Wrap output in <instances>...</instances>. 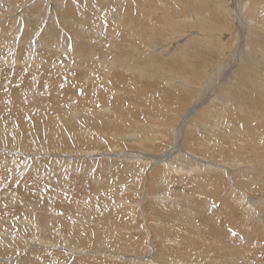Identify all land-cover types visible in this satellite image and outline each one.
Returning a JSON list of instances; mask_svg holds the SVG:
<instances>
[{
	"label": "rangeland",
	"instance_id": "374dc122",
	"mask_svg": "<svg viewBox=\"0 0 264 264\" xmlns=\"http://www.w3.org/2000/svg\"><path fill=\"white\" fill-rule=\"evenodd\" d=\"M125 6L0 0V264H264V0Z\"/></svg>",
	"mask_w": 264,
	"mask_h": 264
},
{
	"label": "bare ground",
	"instance_id": "6f19581e",
	"mask_svg": "<svg viewBox=\"0 0 264 264\" xmlns=\"http://www.w3.org/2000/svg\"><path fill=\"white\" fill-rule=\"evenodd\" d=\"M80 1H82V0H80ZM90 1V0H89ZM128 1V0H127ZM126 0H117V2L119 3V8L118 9H116V10H114V11H116V12H118L119 13V15H121L122 14V12H124L125 14L127 13L128 15H130V17H131V20H132V22L130 23V29H128V32L129 33H132V35L131 36H133L135 33H139V35H138V40H146V39H148V38H151L154 34H155V32H152V31H147L146 29H144L143 27L142 28H140V27H137V26H139L137 23H136V25L137 26H135L134 27V22L133 21H136L135 20V17H137V15H134L133 13H131V12H126V6L125 7H122V4H124L125 2H127ZM160 1V0H159ZM177 1V0H176ZM197 1V0H196ZM43 2V1H42ZM41 2V3H42ZM143 2V1H142ZM223 2V1H222ZM61 3V2H60ZM63 3V2H62ZM139 3V2H138ZM163 3V2H162ZM220 3V2H219ZM62 5V4H61ZM64 5V4H63ZM145 5H147V4H145ZM150 5V4H149ZM166 5V4H165ZM168 5V4H167ZM166 5V6H167ZM47 6V5H46ZM59 6V5H58ZM65 6V5H64ZM111 7V6H110ZM152 7V6H151ZM164 7V6H163ZM113 8V7H112ZM59 9V8H58ZM107 9V8H106ZM165 9V8H164ZM233 9V8H232ZM149 12V11H148ZM206 12V11H205ZM64 13V12H63ZM153 13H154V11H153ZM156 13V12H155ZM115 14V13H114ZM237 14V13H236ZM54 15V14H53ZM53 15H51V16H53ZM57 15H58V13H57ZM65 15V14H64ZM174 15V14H173ZM235 15V14H234ZM56 16V15H55ZM62 16V15H61ZM60 17V16H59ZM64 17V16H63ZM117 17V16H116ZM203 17V16H202ZM58 18V17H57ZM71 18V17H70ZM119 18H120V16H119ZM200 19H201V17H199ZM238 18V17H237ZM53 19H54V16L52 17V21H53ZM59 20V19H58ZM165 20V19H164ZM203 20V19H202ZM44 21V19L43 18H41V20L40 21H38V24H40V23H42ZM51 21V22H52ZM62 21V20H61ZM186 24V23H185ZM203 22L202 21H200V24H198V25H200L202 28H203ZM178 24H176L175 22H174V24H173V27L175 26H177ZM192 25L193 26H195L196 25V23L195 22H193L192 21ZM192 25H189V26H192ZM55 26H57L56 24H55ZM192 26V27H193ZM178 27V26H177ZM223 27V26H222ZM3 28H6L5 26H3ZM181 28V27H180ZM220 28V27H219ZM176 29V28H175ZM190 29V28H189ZM161 30V29H160ZM157 31V30H156ZM179 31V30H178ZM49 32V31H48ZM57 32V31H56ZM164 32V31H163ZM158 33V32H157ZM50 34V33H49ZM200 36V35H199ZM56 38V37H55ZM54 38V39H55ZM137 38V37H136ZM43 39V38H42ZM53 39V38H52ZM44 40V39H43ZM122 40V39H121ZM58 41V40H57ZM151 41V40H150ZM189 41L190 42H196V41H194V38H189ZM208 41V40H207ZM45 42V41H44ZM50 42V41H49ZM42 43V42H41ZM56 43V42H55ZM200 43V42H199ZM210 43V42H209ZM30 44V43H29ZM49 44H51V43H49ZM58 44L59 43H56L55 45H57L58 46ZM197 44V43H196ZM41 45H44V43L43 44H41ZM55 45H53V46H55ZM132 47H133V44L131 43L130 44ZM248 45V44H247ZM38 46H40V45H38ZM52 46V45H51ZM74 46V45H73ZM170 46V45H169ZM48 47V46H47ZM76 47V46H75ZM249 47V46H248ZM183 48V46L182 47H179V49H182ZM188 48V47H187ZM34 49V48H33ZM140 49V48H139ZM32 51H34V50H32ZM260 51V50H259ZM252 52V51H251ZM35 53V52H34ZM75 55V54H74ZM253 56V55H252ZM133 57H135V55L133 54ZM251 59V58H250ZM102 62L105 64V63H107V61L106 60H102ZM243 63V62H242ZM127 64V63H126ZM182 64V63H181ZM244 64V63H243ZM243 64H242V66H243ZM125 66V65H124ZM159 66V65H158ZM157 66V67H158ZM108 69H110L111 67H107ZM158 68H160V67H158ZM146 69L147 68H145V69H143V70H141L142 72H145L146 71ZM209 69V68H208ZM249 70V69H248ZM159 71V70H158ZM243 70H241L240 68L238 69V71H236V75H238V76H236V77H239V76H242L243 74ZM155 74V73H154ZM254 75V74H253ZM163 76V75H162ZM167 79V78H166ZM74 80V79H73ZM165 80V79H164ZM174 80V79H173ZM170 81V80H169ZM173 82V81H172ZM183 83V82H182ZM173 84V83H172ZM239 89V88H238ZM210 91V90H209ZM238 92H239V90H238ZM242 92V91H241ZM235 93V92H234ZM235 94H237V93H235ZM241 95V94H240ZM247 95V94H246ZM229 96V95H228ZM238 97V96H237ZM202 98H203V96H202ZM217 98V97H216ZM240 98V97H239ZM244 98V97H243ZM219 99V98H218ZM224 99V98H223ZM199 100V99H198ZM222 101H225V100H221V102ZM230 102V101H229ZM199 104V103H198ZM229 104V103H228ZM231 104V103H230ZM216 105H213V106H208L205 110H203V111H201V110H199V109H197V106L195 105V106H193L192 108H191V110L189 109V112H188V114H187V116H188V119H190V120H192L193 118H198L199 116H201V115H203L204 113H207V112H209L210 114H214L215 115V113H216V111H215V107ZM230 106V105H229ZM221 108V107H220ZM194 109H196L197 111L195 112V114L193 115V117L192 118H190L189 116H192V113L191 112H193L194 111ZM241 109H242V107H241ZM167 111V110H166ZM169 112V111H168ZM164 113V112H163ZM166 113V112H165ZM201 118V117H200ZM229 120V119H228ZM193 121V120H192ZM196 121V120H195ZM198 121V120H197ZM196 121V122H197ZM260 121V120H259ZM102 124V123H101ZM198 124H199V122H198ZM101 128H103V127H101ZM182 128V127H181ZM180 128V129H181ZM200 128V127H199ZM204 130H206V128L204 129ZM180 132V133H179ZM178 132V137H179V134L181 135V131H179ZM192 132V131H191ZM211 132H212V129H210V127L208 128V133H210L211 134ZM214 132H212V134H213ZM178 144H180V143H178ZM183 144L184 145H188L189 143H188V140L187 139H185L184 140V142H183ZM173 149H176V148H173ZM171 150V152L170 153H164V154H152V153H149V156L147 157V162H149V161H155V162H162L164 165H167V166H169L171 163H170V161L168 162L167 161V157H170L169 155H172V153H174V152H178L180 155H183L184 153H180V152H182L181 150H182V148H180L179 149V147L176 149V150ZM179 149V150H178ZM186 151V150H185ZM178 157V156H177ZM197 158V157H196ZM199 160V159H198ZM203 160V159H202ZM200 161H201V159H200ZM53 162V161H52ZM172 162V161H171ZM199 162V161H198ZM203 163V162H202ZM202 163L201 164H196V165H202ZM207 163V162H206ZM175 164L176 163H174V166H175ZM203 166H201V168H202ZM182 168V167H181ZM175 170V169H174ZM249 170V169H248ZM187 171V170H186ZM222 171V170H221ZM177 172V171H176ZM188 172V171H187ZM45 241V240H44ZM43 241V242H44ZM40 245H43V243L41 244L40 243Z\"/></svg>",
	"mask_w": 264,
	"mask_h": 264
}]
</instances>
